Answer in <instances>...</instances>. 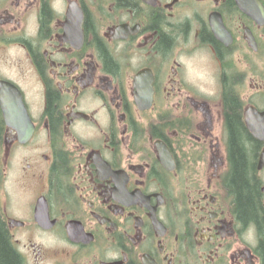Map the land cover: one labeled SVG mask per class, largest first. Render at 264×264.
I'll use <instances>...</instances> for the list:
<instances>
[{
	"label": "flooded vegetation",
	"instance_id": "af4514ba",
	"mask_svg": "<svg viewBox=\"0 0 264 264\" xmlns=\"http://www.w3.org/2000/svg\"><path fill=\"white\" fill-rule=\"evenodd\" d=\"M13 88L34 126L20 143L0 103L19 264H264V0H0V101ZM233 147L261 220L237 214Z\"/></svg>",
	"mask_w": 264,
	"mask_h": 264
},
{
	"label": "trees",
	"instance_id": "16d2710c",
	"mask_svg": "<svg viewBox=\"0 0 264 264\" xmlns=\"http://www.w3.org/2000/svg\"><path fill=\"white\" fill-rule=\"evenodd\" d=\"M2 125L0 124V131ZM237 128V125L235 126ZM1 136V133H0ZM235 145V143H234ZM235 155L231 159L232 171L228 179L229 190L235 197V207L237 214L243 221L247 220H261V206L258 200V188L254 180L250 176V168L247 159L244 158L242 151L237 147H233ZM259 230L264 237V223L261 221L258 224ZM264 246V240H263ZM0 262L3 264H19L17 257L12 253L8 247L6 237L4 235L2 226L0 225Z\"/></svg>",
	"mask_w": 264,
	"mask_h": 264
},
{
	"label": "water",
	"instance_id": "95a60500",
	"mask_svg": "<svg viewBox=\"0 0 264 264\" xmlns=\"http://www.w3.org/2000/svg\"><path fill=\"white\" fill-rule=\"evenodd\" d=\"M143 78V72L138 74L135 78V86L138 90V93L136 94V101L140 110L149 108L152 101V90L149 83L151 81V77L148 76L149 82L147 80L143 81ZM139 84L142 89L139 88ZM18 95L19 94L16 93L14 89L9 92H3L0 103L5 115L7 126L17 129L18 132H22L24 134L23 136H26L27 138L32 134L33 127L29 123L28 117Z\"/></svg>",
	"mask_w": 264,
	"mask_h": 264
},
{
	"label": "rangeland",
	"instance_id": "374dc122",
	"mask_svg": "<svg viewBox=\"0 0 264 264\" xmlns=\"http://www.w3.org/2000/svg\"><path fill=\"white\" fill-rule=\"evenodd\" d=\"M190 69L192 70V73L196 74V75L206 71V67H204V66H202L201 68H195V69L194 68H190ZM38 137L35 138L34 144L31 145L30 148L28 147L29 149L27 148L28 150L36 149L41 144V138H40V136H38Z\"/></svg>",
	"mask_w": 264,
	"mask_h": 264
}]
</instances>
